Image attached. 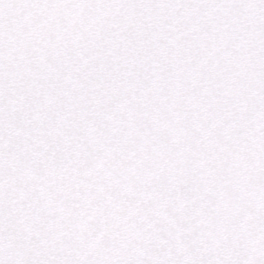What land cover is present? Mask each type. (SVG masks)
Listing matches in <instances>:
<instances>
[{"label":"snow or ice","instance_id":"6c2138e0","mask_svg":"<svg viewBox=\"0 0 264 264\" xmlns=\"http://www.w3.org/2000/svg\"><path fill=\"white\" fill-rule=\"evenodd\" d=\"M0 264H264V0H0Z\"/></svg>","mask_w":264,"mask_h":264}]
</instances>
